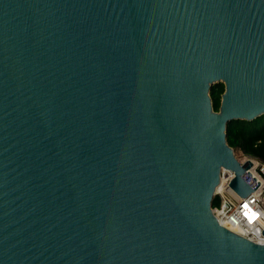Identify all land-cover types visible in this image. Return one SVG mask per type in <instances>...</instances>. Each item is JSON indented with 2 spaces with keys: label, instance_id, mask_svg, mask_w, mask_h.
<instances>
[{
  "label": "water",
  "instance_id": "1",
  "mask_svg": "<svg viewBox=\"0 0 264 264\" xmlns=\"http://www.w3.org/2000/svg\"><path fill=\"white\" fill-rule=\"evenodd\" d=\"M262 115L264 0H0V264H264L212 214Z\"/></svg>",
  "mask_w": 264,
  "mask_h": 264
},
{
  "label": "built area",
  "instance_id": "2",
  "mask_svg": "<svg viewBox=\"0 0 264 264\" xmlns=\"http://www.w3.org/2000/svg\"><path fill=\"white\" fill-rule=\"evenodd\" d=\"M241 165L250 163L249 173L258 185L252 193L245 199H242L229 184L234 175L228 170H221L220 191H216L214 199L218 201L217 206L212 207V214L216 221L229 231L239 230L241 236L246 240L264 245V161L244 156L238 160ZM247 205V207H245ZM231 229V230H230Z\"/></svg>",
  "mask_w": 264,
  "mask_h": 264
},
{
  "label": "trees",
  "instance_id": "3",
  "mask_svg": "<svg viewBox=\"0 0 264 264\" xmlns=\"http://www.w3.org/2000/svg\"><path fill=\"white\" fill-rule=\"evenodd\" d=\"M224 92L223 84H215L210 90V98L214 112L219 110V101ZM226 142L232 149L241 151L244 155L264 161V115L251 122L232 121L227 124ZM218 201L213 199L212 207Z\"/></svg>",
  "mask_w": 264,
  "mask_h": 264
},
{
  "label": "rangeland",
  "instance_id": "4",
  "mask_svg": "<svg viewBox=\"0 0 264 264\" xmlns=\"http://www.w3.org/2000/svg\"><path fill=\"white\" fill-rule=\"evenodd\" d=\"M219 105H220V101H219ZM233 153H234V156L236 157V159H238V160H241L245 156L241 151H239L237 149H233Z\"/></svg>",
  "mask_w": 264,
  "mask_h": 264
},
{
  "label": "bare ground",
  "instance_id": "5",
  "mask_svg": "<svg viewBox=\"0 0 264 264\" xmlns=\"http://www.w3.org/2000/svg\"><path fill=\"white\" fill-rule=\"evenodd\" d=\"M236 158V157H235ZM237 161H238V159H236ZM229 171V170H228ZM231 172V171H230ZM232 173V172H231ZM221 186H222V184L220 185V179H219V184H218V186H217V188H216V191H220V188H221ZM225 228H228L227 226H225V225H223ZM229 229V228H228ZM231 230V229H230ZM231 232H233V233H235V234H237V235H239V234H241V231H239V230H231Z\"/></svg>",
  "mask_w": 264,
  "mask_h": 264
},
{
  "label": "snow or ice",
  "instance_id": "6",
  "mask_svg": "<svg viewBox=\"0 0 264 264\" xmlns=\"http://www.w3.org/2000/svg\"><path fill=\"white\" fill-rule=\"evenodd\" d=\"M245 207H247V205H245Z\"/></svg>",
  "mask_w": 264,
  "mask_h": 264
}]
</instances>
